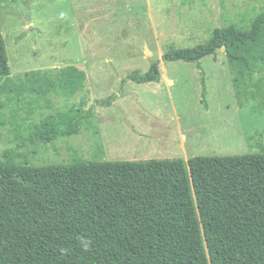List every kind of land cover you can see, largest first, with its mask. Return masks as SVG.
<instances>
[{
	"label": "trees",
	"instance_id": "1",
	"mask_svg": "<svg viewBox=\"0 0 264 264\" xmlns=\"http://www.w3.org/2000/svg\"><path fill=\"white\" fill-rule=\"evenodd\" d=\"M221 48L239 104L264 108V10L249 24L216 27L204 43L172 48L163 60L200 66ZM0 78V92L38 98L72 97L87 80L76 65L13 80L1 19ZM130 78L160 81V59ZM84 105L48 113L3 151L0 264H264V153L30 164L19 148L79 134L93 114Z\"/></svg>",
	"mask_w": 264,
	"mask_h": 264
},
{
	"label": "rangeland",
	"instance_id": "2",
	"mask_svg": "<svg viewBox=\"0 0 264 264\" xmlns=\"http://www.w3.org/2000/svg\"><path fill=\"white\" fill-rule=\"evenodd\" d=\"M263 10L264 0L1 2L13 80L69 65L85 70L87 80L72 97L0 92V157L17 146L18 134L27 136L48 113L81 101L92 109L91 120L79 134L19 148L30 164L264 153V108L253 100L239 104L224 48L204 57L200 66L163 60L168 50L204 43L216 27L249 24ZM158 59L160 81L130 78ZM4 82L0 78V87Z\"/></svg>",
	"mask_w": 264,
	"mask_h": 264
},
{
	"label": "water",
	"instance_id": "3",
	"mask_svg": "<svg viewBox=\"0 0 264 264\" xmlns=\"http://www.w3.org/2000/svg\"><path fill=\"white\" fill-rule=\"evenodd\" d=\"M146 49L148 50V47L146 46Z\"/></svg>",
	"mask_w": 264,
	"mask_h": 264
}]
</instances>
